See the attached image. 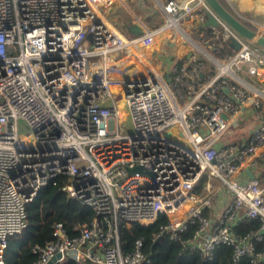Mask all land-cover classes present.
I'll list each match as a JSON object with an SVG mask.
<instances>
[{"label": "built area", "instance_id": "2783aa9c", "mask_svg": "<svg viewBox=\"0 0 264 264\" xmlns=\"http://www.w3.org/2000/svg\"><path fill=\"white\" fill-rule=\"evenodd\" d=\"M118 1L0 0V264L8 238L26 227L27 205L58 179L94 216L72 237L52 224V239L31 248L33 264H151L142 239L122 252L119 230L160 216L156 238L204 260L225 246L234 263L264 264V182L238 177L262 156L264 120L244 143L234 136L240 115L264 113V85L239 75L263 71L264 52L221 22L238 50L213 58L214 74L185 88L181 74L164 75L150 55L161 44L172 57L179 45L190 48L180 23L202 0H166L162 25L132 37L107 19ZM252 30L264 35V24ZM123 60L136 74L109 76ZM135 166L145 172L129 174ZM255 220L258 227L237 233Z\"/></svg>", "mask_w": 264, "mask_h": 264}, {"label": "crops", "instance_id": "0c3cea01", "mask_svg": "<svg viewBox=\"0 0 264 264\" xmlns=\"http://www.w3.org/2000/svg\"><path fill=\"white\" fill-rule=\"evenodd\" d=\"M128 1V0H127ZM130 1V2H129ZM128 5L124 0H119L114 3L111 8L120 6L119 11L122 14L119 26L110 22L126 37L137 36L129 32V27L133 24L145 26L147 28H157L162 25L164 13L162 4L166 0H129ZM178 2H187L189 0H176ZM203 4L195 6L194 14L181 21L180 25L188 35L189 46L186 44L178 47L184 48V51L178 55H172L163 45H159L150 56L152 61L159 71L164 75L174 79L178 74L182 75L183 87L190 85L197 88L200 83L207 80L214 74L212 64L213 58L225 60L235 53L234 47L230 44V39L221 22L214 16L210 9ZM230 7L232 14L249 24V28L254 29L258 24H264V0H225ZM113 7V9H114ZM111 8L109 10H111ZM138 19V20H136ZM141 34V33H140ZM139 35V34H138ZM186 43V40H185ZM113 59L115 56L112 57ZM125 60L120 63L121 71L125 74L131 73L133 67L128 65ZM244 81H250L257 85H264V70L259 71L255 77L249 78L245 71L239 74ZM257 110H249L244 112L237 119V126L234 128V136L237 143H244L251 129L264 120V113ZM243 117H247L255 122L252 126H248ZM262 149L261 153L263 152ZM255 154V164L252 165L249 160L241 165L238 177L241 180L256 177L261 183L264 182V165L258 164V160H263L262 156ZM253 156V157H254ZM257 157V158H256ZM227 196V195H226ZM228 198V196H227Z\"/></svg>", "mask_w": 264, "mask_h": 264}, {"label": "trees", "instance_id": "16d2710c", "mask_svg": "<svg viewBox=\"0 0 264 264\" xmlns=\"http://www.w3.org/2000/svg\"><path fill=\"white\" fill-rule=\"evenodd\" d=\"M219 1L232 13L225 0ZM242 21L249 27L248 23ZM61 184L62 180L58 179L56 183H49L42 187L35 199L27 205L26 227L21 233L8 238L5 264H33L36 256L31 252V248L35 244L44 245L52 239V224L62 223L69 236L72 237L77 234L73 230L76 224L87 222L94 216L90 207L77 199L68 197L61 190ZM164 222L165 218L160 216L147 226L138 223H133L128 227L122 226L119 230L122 252L129 251L137 239H142V251L150 259L151 264H250L248 258H243L238 263L232 262L229 247H219L215 250L211 260H204L198 253L182 249L178 243L170 241L165 235L156 238L159 226ZM258 225L256 220L243 221L236 230L238 234H244L250 228L258 227ZM260 245H264V241ZM63 264L85 263L68 260Z\"/></svg>", "mask_w": 264, "mask_h": 264}, {"label": "water", "instance_id": "95a60500", "mask_svg": "<svg viewBox=\"0 0 264 264\" xmlns=\"http://www.w3.org/2000/svg\"><path fill=\"white\" fill-rule=\"evenodd\" d=\"M205 5L210 9L214 16L222 23L226 24L231 30H233L239 37L244 40H254L255 46L262 49L264 52V35H256V33L245 25V23L229 12L219 0H203ZM129 32L134 35L142 33V28L139 25L133 24L129 27ZM230 44L235 50H238L239 43L233 39H230ZM129 174L143 173L145 172L141 167L135 166L127 169ZM147 174H150L147 172Z\"/></svg>", "mask_w": 264, "mask_h": 264}, {"label": "rangeland", "instance_id": "374dc122", "mask_svg": "<svg viewBox=\"0 0 264 264\" xmlns=\"http://www.w3.org/2000/svg\"><path fill=\"white\" fill-rule=\"evenodd\" d=\"M129 1V0H128ZM127 0H124V3H126L127 4V2H128ZM130 2V1H129ZM128 2V5L130 4ZM114 7V6H113ZM113 7L111 8V10H109L107 13H106V16H107V19L108 20H110L111 22H113V23H115L116 25L117 24H119V21L121 22V16H122V14L120 13V11H119V5H118V7H114V9H113ZM117 26H119V25H117ZM120 27V26H119ZM121 28V27H120ZM95 60H98V61H101V59H94V61ZM135 75L136 74V69H134L133 70V73H129L128 75ZM120 98H122L121 96H116L115 97V100H119ZM121 105H122V102H121ZM122 107H123V105H122ZM124 116L125 115H123L122 117H123V119L121 120V122H122V127H125L124 129H129V120L127 119V117H125L124 118ZM248 118L247 117H243V121H246L247 122V124H249L248 126L250 127V126H252V124L255 122V120L254 121H249V120H251V119H249V120H247ZM264 148V146L261 148V149H263ZM262 154V157H263V160L262 161H260V159L257 161L258 162V164H261V165H264V150H263V152L261 153Z\"/></svg>", "mask_w": 264, "mask_h": 264}, {"label": "bare ground", "instance_id": "6f19581e", "mask_svg": "<svg viewBox=\"0 0 264 264\" xmlns=\"http://www.w3.org/2000/svg\"><path fill=\"white\" fill-rule=\"evenodd\" d=\"M108 72V75L113 77H119L123 73V71L115 68L113 65L108 68Z\"/></svg>", "mask_w": 264, "mask_h": 264}]
</instances>
